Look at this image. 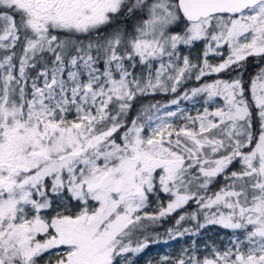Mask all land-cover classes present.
<instances>
[{
	"label": "snow or ice",
	"instance_id": "6c2138e0",
	"mask_svg": "<svg viewBox=\"0 0 264 264\" xmlns=\"http://www.w3.org/2000/svg\"><path fill=\"white\" fill-rule=\"evenodd\" d=\"M170 241L264 264V0H0V264Z\"/></svg>",
	"mask_w": 264,
	"mask_h": 264
},
{
	"label": "rangeland",
	"instance_id": "374dc122",
	"mask_svg": "<svg viewBox=\"0 0 264 264\" xmlns=\"http://www.w3.org/2000/svg\"><path fill=\"white\" fill-rule=\"evenodd\" d=\"M167 226V225H166ZM160 232L163 233V228L160 229ZM181 245L176 243V242H169V244H154L150 246L149 249L145 251L143 256L141 257L139 264H145V261L151 259L155 261L158 259L160 256L166 254V253H171L175 254L176 250L180 247Z\"/></svg>",
	"mask_w": 264,
	"mask_h": 264
}]
</instances>
